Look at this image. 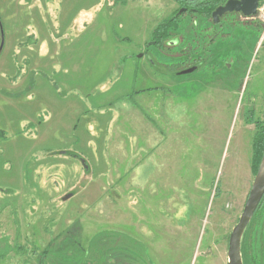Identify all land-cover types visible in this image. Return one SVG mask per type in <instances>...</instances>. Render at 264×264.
I'll use <instances>...</instances> for the list:
<instances>
[{
    "label": "rangeland",
    "instance_id": "1",
    "mask_svg": "<svg viewBox=\"0 0 264 264\" xmlns=\"http://www.w3.org/2000/svg\"><path fill=\"white\" fill-rule=\"evenodd\" d=\"M180 7L0 0V264H228L260 165L264 0L158 31ZM146 50L174 70L203 64L168 75Z\"/></svg>",
    "mask_w": 264,
    "mask_h": 264
},
{
    "label": "water",
    "instance_id": "2",
    "mask_svg": "<svg viewBox=\"0 0 264 264\" xmlns=\"http://www.w3.org/2000/svg\"><path fill=\"white\" fill-rule=\"evenodd\" d=\"M191 1V0H187ZM261 0H229L225 6H219L215 9L213 17L215 21L219 17L229 12H242L245 17L254 16L259 11V4ZM5 41H3L1 49L4 47ZM151 44V43H150ZM143 54H141L142 56ZM151 60V59H149ZM152 61V60H151ZM152 65L155 64L152 62ZM199 65H195L192 68L184 69L177 73V75L194 73ZM157 68V66H155ZM84 166L88 168L87 161L84 157H81ZM253 186L249 192V197L246 200L244 210L239 218V222L236 227L232 230V234L229 239L228 264H243V255L241 254L242 239L245 235L249 224L252 221L258 206L264 198V155L261 159V163L257 170V175L253 181Z\"/></svg>",
    "mask_w": 264,
    "mask_h": 264
},
{
    "label": "flooded vegetation",
    "instance_id": "3",
    "mask_svg": "<svg viewBox=\"0 0 264 264\" xmlns=\"http://www.w3.org/2000/svg\"><path fill=\"white\" fill-rule=\"evenodd\" d=\"M174 1L176 3H181V7L177 11L178 12L177 15L174 17V20L176 19L175 22L177 24H180L179 23V18H178L180 15H182L184 13H193V14L197 13V14H199L202 10L205 11L206 10V4H209V2H211L213 0H191V1H187V0H174ZM216 1H219V0H216ZM228 1L229 0H224L223 2H221V0H220L219 3L216 5L215 9L217 7H219V6H225ZM260 3H261V1H260ZM215 9H214V12H215ZM213 13H212V16H211V22H213L214 24L215 23L221 24L223 22L224 18L227 17V15H235V16L241 15V16H244L242 12H238V13L237 12H229V13H227V14L219 17V19L217 21H215V19L213 17ZM3 41H5V34H4V30L2 29V22H1V19H0V49H1V46H2ZM167 42H169V41L167 40ZM167 42H166V44L169 46V43L170 42L169 43H167ZM177 42L179 44H181L182 41H181V39L179 40V38H178ZM151 43H152V44H150L151 46H153V45L155 46V45H157L158 40H153ZM1 54L2 53H0V55ZM142 54H143L142 56L143 57H146V59L148 60V62L150 63V65L156 71H157V69H158V71L159 70H162L164 73H166L168 75H177V73L180 72V70H172V69H170L171 66H167L165 64L163 66L159 65V62H157L156 59H154L155 58L154 55L151 52H149L148 50H146V52H143ZM149 59H151L152 61L149 60ZM152 62L155 64V66H157V68L152 65ZM202 64H203V61H201V60L200 61H196V62H194L193 65L189 66L188 68H192L195 65H199L198 68H197V69H199ZM185 69H187V68H185ZM182 70H184V68ZM6 134L7 133L4 130H1L0 129V150L2 149L1 148L2 147V143L3 142H6L7 139H8Z\"/></svg>",
    "mask_w": 264,
    "mask_h": 264
},
{
    "label": "trees",
    "instance_id": "4",
    "mask_svg": "<svg viewBox=\"0 0 264 264\" xmlns=\"http://www.w3.org/2000/svg\"><path fill=\"white\" fill-rule=\"evenodd\" d=\"M217 2L218 1L213 0V1L209 2V4H206L207 5L206 6L207 16H212V13L214 12V9L217 5ZM170 21H174V18L169 19L167 23H163L162 25H160L158 28L159 29L158 31L165 30V33H167L168 29L172 27V25L170 24ZM164 37H168V36H164ZM172 70H174V69H172ZM254 147L256 149V161L261 163V159L264 155V133H262V134L259 133V135L257 136L256 143H255ZM87 164H89V163H87ZM89 167H90V164H89ZM88 170H89L88 173H91L92 169L90 168ZM259 207L260 206H258V210L256 211L254 217L252 218L251 223L249 224L247 230L245 231L246 233H245V235L242 239V242H241V244H242L241 254L243 255V264H260L259 259H258V255H255L254 253H252V244L253 243H251L249 241L253 223L256 221L255 219H256L258 212L260 210ZM49 250H50V246L48 247L46 252L43 254V256H48ZM43 259H45V258H43Z\"/></svg>",
    "mask_w": 264,
    "mask_h": 264
},
{
    "label": "built area",
    "instance_id": "5",
    "mask_svg": "<svg viewBox=\"0 0 264 264\" xmlns=\"http://www.w3.org/2000/svg\"><path fill=\"white\" fill-rule=\"evenodd\" d=\"M259 11H261V9H259ZM264 15V14H263Z\"/></svg>",
    "mask_w": 264,
    "mask_h": 264
},
{
    "label": "crops",
    "instance_id": "6",
    "mask_svg": "<svg viewBox=\"0 0 264 264\" xmlns=\"http://www.w3.org/2000/svg\"><path fill=\"white\" fill-rule=\"evenodd\" d=\"M111 4V3H110Z\"/></svg>",
    "mask_w": 264,
    "mask_h": 264
}]
</instances>
